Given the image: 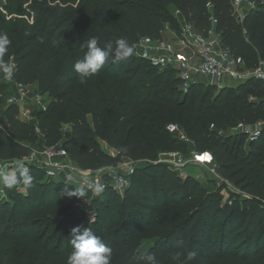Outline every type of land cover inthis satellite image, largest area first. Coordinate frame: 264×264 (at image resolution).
<instances>
[{
	"label": "trees",
	"instance_id": "16d2710c",
	"mask_svg": "<svg viewBox=\"0 0 264 264\" xmlns=\"http://www.w3.org/2000/svg\"><path fill=\"white\" fill-rule=\"evenodd\" d=\"M176 9L204 34L214 28L248 68L264 60V0L243 18L233 0H0V35L10 41L0 60L14 67L10 81L37 84L49 97L46 110L23 120L20 106L6 102L0 72V161L28 157L42 138L47 146L62 143L70 160L88 170L125 158L149 163L162 152L189 154V142L170 128L178 125L195 151H210L221 175L246 196L225 201L220 192H207L156 162L137 170L124 193L109 185L92 198L90 216L77 210L82 197H69L62 178L29 167L34 179L25 191L21 180L13 188L4 185L0 264H66L78 225L113 248L111 264H133L134 255L150 252L160 264H173V254L190 250L199 253L194 264H264V81L184 88L175 69L139 54L141 38H161L166 24L179 28ZM93 37L101 46L127 38L134 52L122 60L110 57L81 80L73 66ZM260 122L257 137L235 130ZM64 125L71 128L66 137Z\"/></svg>",
	"mask_w": 264,
	"mask_h": 264
},
{
	"label": "built area",
	"instance_id": "2783aa9c",
	"mask_svg": "<svg viewBox=\"0 0 264 264\" xmlns=\"http://www.w3.org/2000/svg\"><path fill=\"white\" fill-rule=\"evenodd\" d=\"M233 4L237 14H240L241 18H243L242 12L245 6H248L249 9L256 7V1L254 0H233ZM174 15L179 26L177 30L172 29L169 24H166L161 38L156 40L141 38L137 42L136 47L138 48V46H141L143 48L156 50L158 55H148L146 57L158 64L161 68L175 69L183 81L184 88H189V86L194 83H200L199 76L201 75L212 77L214 79L213 84L219 88L236 85L251 79L264 81V60H260L256 67L248 68L242 57L234 56L230 50L224 46L220 36L215 32L214 28L206 35L197 30L180 10L176 9ZM213 22L215 23L214 20ZM167 33L173 35V40L166 37ZM29 94L30 91L27 89V86L19 85L17 99L10 100V103H16L20 106V113H24L28 116L27 120L33 118V113L21 108V104L28 100ZM44 96L45 95L39 92L35 97L36 103L40 105V109L42 110L47 109L49 99L48 96L45 98ZM252 99L255 98L252 97ZM262 125L263 122L257 123L254 126L240 123L235 130L247 133L250 137H257L261 133ZM179 136L183 140L190 141L181 128ZM108 152L111 155H115L116 153L115 150L110 147ZM58 154V145H46L43 150L32 154L30 153L31 156H29L32 159L36 157L41 158L40 168L46 172L48 177L62 178L66 183L78 179V187L80 190L93 191L89 189L88 185L99 184L103 186L102 192H104L109 185L123 192L130 185L128 176L121 172H116V170H110L108 166L96 170L98 173L94 175L92 180H86L84 176L88 175L91 170L79 167L70 159L66 161V163L61 162L57 159ZM191 154L193 161L199 164L212 166V171L220 175L214 156L210 151L197 152L194 150L191 151ZM169 155L170 159L167 158L165 161L170 164L172 169L179 171L178 169L184 166L183 153L171 152ZM7 163L10 162L0 161V173ZM62 174L64 176H62ZM112 175L114 176L112 177Z\"/></svg>",
	"mask_w": 264,
	"mask_h": 264
},
{
	"label": "rangeland",
	"instance_id": "374dc122",
	"mask_svg": "<svg viewBox=\"0 0 264 264\" xmlns=\"http://www.w3.org/2000/svg\"><path fill=\"white\" fill-rule=\"evenodd\" d=\"M257 1H259V0H257ZM245 11L248 12L249 8H247L246 10L244 9V11L242 12L243 17H244V14H246ZM238 15L240 16V14H238ZM170 34L171 33L166 34L167 38H169V39H170V37H168V35H170ZM137 49H138L139 54H141L143 56L158 55L156 50L151 49V48H143L141 46H138ZM199 79L202 83H205L207 85L214 83V79L212 77H208L205 75L199 76ZM4 80H5L6 85H7L6 102L10 103V100L17 99V97H18L17 92H18V86L19 85H16L15 83L11 82L7 77H5ZM27 89L30 91V94H29L28 100L21 104V108H24L26 111L33 113L35 110L40 109V105H38L35 101V97L37 94H39V91H37L33 87H28V86H27ZM47 96L48 95H45L44 98ZM28 103H30L29 106H27ZM20 117L23 120L28 119L27 118L28 116H26L24 113H20ZM170 128L174 133L179 134L181 127L178 125H171ZM70 130H71L70 126L64 125V128H63L64 137H66L68 135ZM187 142H189V154H183V158H184V164L183 165L184 166H182L180 169H178L179 171H176L173 169L174 171H176V173H175L176 176H179L182 179L191 178L194 185H196L197 187L203 188L207 192H220L224 196L225 201H231V200L237 201V200H240L241 197L246 196V193L244 191H242L241 188L238 187L234 182L224 178L221 175V173H220V175L215 174L212 171V166L205 165V164L204 165L199 164V163H196L195 161H193L191 151H194L195 149H194L193 143L191 141H187ZM45 146L46 145H45L43 139L40 138L38 143L32 147L31 154L34 152H38V151L43 150L45 148ZM104 146H105V144L102 143V147L105 150L109 151V148L104 147ZM58 147H59V154L57 155V159L61 162L66 163V161H68L70 158L66 155V152L64 151V149L62 147V143H59ZM169 153H171V152L170 151L162 152L159 155L158 160H152L149 163L144 162V161L136 162V161L131 160L130 158H125L123 160V162H121L117 166H108V169L116 170V172H121V173L125 174L126 176H128V181H129V184L131 185V183L133 181V177H134L137 170L144 172L146 170L148 171L149 165H152L156 162H164L165 163L166 162L165 160L167 158L170 159ZM30 156L26 157L24 159H20V160L14 161V162L7 163V165L1 171L0 175H2L4 173H9V174L16 173V175H17L18 165L21 162L27 168H29V167H35V168L39 167L40 168L41 158L36 157L35 159H32ZM174 160H175V158H174ZM166 163L169 164L168 162H166ZM36 173L40 174L39 172H36ZM96 173H98V171L91 170V172L88 173V175L84 176V179L92 180ZM62 176H64V175L62 174ZM113 176L114 175H112V177ZM44 178L46 179V177H44ZM80 180H82V179H80ZM67 185H68V187H66V190L69 188L70 190H75L76 192L83 191V190H80L78 187L79 186V180L78 179L77 180L74 179L71 182H68ZM19 189H21L23 191L26 190V184L23 182L22 179H21V182L19 183ZM84 191H88V190H84ZM89 192L92 194L91 197L80 199L76 203V208L79 212L85 211L90 216H93L95 210H94L93 205H92V198L99 196L103 192H101L99 194L96 192L90 191V190H89ZM123 193H124V191H123ZM6 198H7V194L4 190V183H3L2 179H0V200H5ZM148 244H149V241H145L143 244V248L146 249Z\"/></svg>",
	"mask_w": 264,
	"mask_h": 264
},
{
	"label": "clouds",
	"instance_id": "9594fccd",
	"mask_svg": "<svg viewBox=\"0 0 264 264\" xmlns=\"http://www.w3.org/2000/svg\"><path fill=\"white\" fill-rule=\"evenodd\" d=\"M10 44L9 39L5 35H0V57L7 51ZM86 54L83 59L77 60L74 64V70L78 73L81 80H87L89 77L98 73L105 65L110 57L116 60H122L130 57L134 52V47L129 43L127 38L121 37L115 41L103 43L98 37H93L87 41ZM0 72H2L9 80L13 78L14 67L8 62L0 60ZM16 173H4L0 175L4 185L13 188L22 179L25 184L31 185L33 177L29 169L21 162L18 165ZM89 189L95 192H102L103 186L99 184H89ZM69 197L76 195L84 197V192H76L68 190L66 193ZM72 251L68 254L66 264H111L113 256V248L106 245L101 237L97 236L91 228L78 225L72 228ZM199 253L195 250L177 252L171 256L173 264H194L197 261ZM133 264H160L157 253L150 252L144 255H134L132 257Z\"/></svg>",
	"mask_w": 264,
	"mask_h": 264
},
{
	"label": "crops",
	"instance_id": "0c3cea01",
	"mask_svg": "<svg viewBox=\"0 0 264 264\" xmlns=\"http://www.w3.org/2000/svg\"><path fill=\"white\" fill-rule=\"evenodd\" d=\"M247 8H249L248 6H245V10L247 9ZM246 12V11H245ZM247 13V12H246ZM168 34V33H167ZM167 37V36H166ZM168 37H170V39L171 40H173V35L172 34H170V35H168ZM17 85V84H16ZM28 87H33L34 89H36L37 91H39V89H38V85L37 84H33V85H29ZM30 105V103H28L27 104V106H29ZM104 144H105V146L104 147H107V148H109V146L107 145V143H105V142H103ZM66 155L68 156V154L66 153ZM69 157V156H68Z\"/></svg>",
	"mask_w": 264,
	"mask_h": 264
}]
</instances>
